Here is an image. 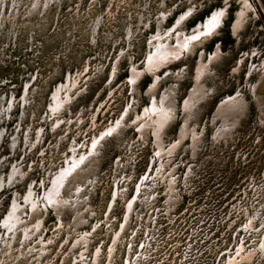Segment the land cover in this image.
I'll return each instance as SVG.
<instances>
[{
    "label": "rangeland",
    "instance_id": "374dc122",
    "mask_svg": "<svg viewBox=\"0 0 264 264\" xmlns=\"http://www.w3.org/2000/svg\"><path fill=\"white\" fill-rule=\"evenodd\" d=\"M247 1L0 0V264H128L137 238L141 264H264V0ZM222 8L195 52L162 59Z\"/></svg>",
    "mask_w": 264,
    "mask_h": 264
},
{
    "label": "bare ground",
    "instance_id": "6f19581e",
    "mask_svg": "<svg viewBox=\"0 0 264 264\" xmlns=\"http://www.w3.org/2000/svg\"><path fill=\"white\" fill-rule=\"evenodd\" d=\"M245 3H246V5H247V7H249V3H248V1L247 0H245ZM245 12V9L243 8L242 10H241V12L239 13V15H238V18L236 19V22L234 23V29H237L238 27H240V25H241V22H240V19H241V16L243 15V13ZM224 15H225V11L223 10V8L222 9H219V10H216L212 15H211V17H208L207 19H206V21L205 22H201L198 26H196L197 28L194 30V32H192L191 34H187L186 36H185V38H183V37H179L178 38V43L180 44V50H177L176 48H175V50L177 51H174V49H171V48H169L168 47V45H166V48H168V51L166 50V52H162V59H164V56H167V55H169V54H173V53H175L174 54V56L172 55V57H170V56H168V57H170V58H166L165 59V61H167V60H173V58H176V57H180V55L182 54V47H183V49L185 48V50H184V52L183 53H185V51H188L189 53H193V52H195V43L193 42V40H195L196 38H198V37H200L202 34H204V33H207V34H205V35H203V37H208L209 35H208V33L210 32L211 33V35L213 34V33H217L218 31H219V27H220V25L224 22ZM182 18V16L180 17V19ZM179 23H180V21H179ZM168 32H170V31H168ZM179 33V32H178ZM183 34V33H182ZM184 35V34H183ZM170 36V35H169ZM168 38V37H167ZM161 42V41H160ZM160 45H164V42L163 43H160ZM216 52H214L215 53V55H218L219 53H220V47L219 46H217L216 47V50H215ZM156 52H157V50H156ZM213 53V54H214ZM152 56V55H151ZM199 57H200V59L198 60V64H199V67H198V72H197V87L191 92V96H190V98H189V100H187L186 102H185V108L186 109H188L189 107H191L192 108V106L195 104V101L194 100H201L202 98H203V96H205V93L206 92H202V90L204 89V86L202 85L203 83V81H200L201 80V78H202V76H203V74H204V72L206 71V70H211L210 69V66H209V68H205L206 66H207V63L206 62H208V58L210 59V62L211 61H213L215 58H216V56H213L212 55V53L209 55V56H207L205 53H200L199 54ZM162 64H161V62H160V64H153V65H150L149 64V66H148V68L145 70V69H141V70H139L138 68H133V70H132V78H130V80L132 81V83L134 84L135 83V81L140 77V75L141 74H143V73H151V74H154V76H156V81L159 79V76L158 75H156L155 73H156V71L159 69V67L161 66ZM195 85V84H194ZM155 85H153L152 86V88L154 87ZM264 87V73L262 74V78H261V81H260V85H259V87H258V89H262ZM173 88V87H172ZM63 89H65V93H66V96H63L64 94H63V92L64 91H62ZM71 88L69 87V88H65V87H61L59 90H57L56 91V93L54 94V100H55V105H60V106H63L66 102H65V100H64V98H66V99H70V92H69V90H70ZM172 91H174V90H172ZM259 94V93H258ZM169 94L168 93H164V95H163V98H164V101H165V99H167V98H169ZM230 98V97H229ZM154 100V103H153V109H155V110H157V109H159V105H158V103H159V101L156 99V98H153ZM170 99V98H169ZM67 101V100H66ZM173 101V100H172ZM262 101V100H261ZM188 104H191V106H188ZM169 106V105H168ZM61 108V107H60ZM162 108V107H161ZM170 108H171V112H170V114L166 117V116H162L161 114L159 115V118H160V121H161V125L162 126H164V125H166V123H169L170 122V120L171 119H174L177 115H176V112H175V106L172 104L171 106H170ZM169 107L167 108V110L168 109H170ZM228 108V107H227ZM221 109H223V108H221ZM158 111V110H157ZM156 111V112H157ZM161 112V111H160ZM145 113L146 114H148L149 115V117H151V111H150V109L148 110H146L145 111ZM164 115H165V113H164ZM166 117V118H165ZM155 117H151V119L149 120V122H151V121H153V122H156L157 120L155 119ZM122 125V122L121 121H118L117 122V124L114 126L113 124H112V126L107 130V131H109V132H114V131H117V129H116V127L117 126H121ZM105 131V130H104ZM106 131V132H107ZM155 134L156 135H160L159 134V132L158 131H156L155 132ZM183 134V133H182ZM100 138L98 139L97 137L95 138V140L94 141H96V142H99L101 139H103V138H106L105 136V133L103 132V133H101L100 134ZM181 137H183L182 135H181ZM186 138V137H185ZM184 138V139H185ZM159 139V138H158ZM159 142V141H158ZM102 142H100L99 143V145L101 144ZM96 147V146H95ZM164 151V150H163ZM78 158V157H77ZM75 159V158H74ZM73 162V161H72ZM76 162H78L77 161V159H75V161H74V163L75 164H77ZM79 162H80V160H79ZM71 165V162L69 161V163H68V169H70V167H72L71 169H70V171L72 170H74V169H76L75 167H77V166H75L74 164H73V166H70ZM82 167V166H81ZM81 170V169H80ZM78 171V170H77ZM76 172V171H75ZM74 172V173H75ZM77 174V173H76ZM73 175V174H72ZM70 175H69V171L66 169H61V171H60V173L57 175V178H56V181H54L53 183H54V190L56 191V193L54 194V196H55V198H54V200H52L51 199V197H52V195H47V197H48V199L50 200V203H51V205H52V207L58 212V214H61V212L62 211H64V208H65V205H66V203H65V205H63L64 204V202H68V198H62V197H60V195H59V197L57 196L58 194H59V191H60V187H61V185L63 184V183H65L66 182V180L68 179V177H69ZM66 179V180H65ZM57 181H59L58 183H57ZM52 190H53V188H52ZM57 194V195H56ZM45 196H46V194H45ZM53 196V197H54ZM70 196V195H69ZM48 199H46V200H48ZM27 200H30V202H31V204L35 207V205H36V200L33 198V196H32V193H31V191H30V193H29V195H28V197H27ZM35 200V201H34ZM47 202V201H46ZM81 203H83V202H81ZM17 204H15L14 206H16ZM72 205V204H71ZM72 208V207H71ZM70 208V209H71ZM14 210V209H13ZM56 212V213H57ZM63 214V213H62ZM61 214V215H62ZM15 217V212H12V213H9V215H8V217H7V219L4 221V224H10L11 225V223H13V221H11L13 218ZM18 220H19V218H18ZM21 221V220H20ZM27 221V220H26ZM10 225H9V227H10ZM12 226H13V224H12ZM11 226V227H12ZM25 226V225H24ZM9 227H8V229H9ZM25 230V229H24ZM12 233V232H11ZM26 233H27V231L25 232V236H26ZM29 234V233H28ZM29 236V235H28ZM27 236V237H28ZM30 237V236H29ZM235 260H238L237 258L235 259ZM235 260H234V262H235ZM245 260V259H244ZM247 262H248V260H247ZM247 264V263H246Z\"/></svg>",
    "mask_w": 264,
    "mask_h": 264
},
{
    "label": "built area",
    "instance_id": "2783aa9c",
    "mask_svg": "<svg viewBox=\"0 0 264 264\" xmlns=\"http://www.w3.org/2000/svg\"><path fill=\"white\" fill-rule=\"evenodd\" d=\"M140 240L137 238L135 241H134V244L129 248L128 252H129V255L131 257H137L135 258V260L132 259V261L130 259H128V264H135V263H138V264H141V263H144V262H152L154 261L153 259H148L147 261H139V256L137 255V253L140 251V248H141V245H140Z\"/></svg>",
    "mask_w": 264,
    "mask_h": 264
}]
</instances>
